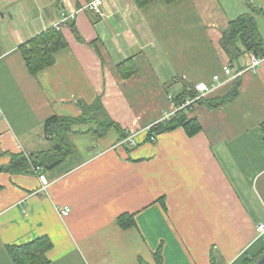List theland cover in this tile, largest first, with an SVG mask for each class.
Returning a JSON list of instances; mask_svg holds the SVG:
<instances>
[{"label":"crops","instance_id":"0c3cea01","mask_svg":"<svg viewBox=\"0 0 264 264\" xmlns=\"http://www.w3.org/2000/svg\"><path fill=\"white\" fill-rule=\"evenodd\" d=\"M0 0V152L45 150L44 121L78 117V103L97 98L121 130L101 138L76 125L65 138L72 154L35 175L0 173V264H13L7 246L47 237V264H242L263 246L264 60L254 71L244 52L230 60L220 47L228 23L248 13L244 0ZM264 40V0H250ZM66 17L82 38L78 42ZM57 28L67 48L32 76L21 54L29 40ZM135 74L122 79L118 65ZM242 71L205 99L221 98L238 82L236 97L217 109L196 104L187 119L200 124L145 142L148 128L172 113L175 99L197 83L222 82V67ZM171 97V99H169ZM0 156V167L8 164ZM39 175L48 187L41 189ZM45 192V193H44ZM64 207L70 209L66 217ZM133 215L135 225L116 220Z\"/></svg>","mask_w":264,"mask_h":264},{"label":"trees","instance_id":"16d2710c","mask_svg":"<svg viewBox=\"0 0 264 264\" xmlns=\"http://www.w3.org/2000/svg\"><path fill=\"white\" fill-rule=\"evenodd\" d=\"M138 8L147 6L157 0H133ZM166 3H174L178 0H164ZM248 13L238 16L228 23L226 30L220 38V47L230 60L238 59L243 53H254L259 57H264V40L259 35L253 15L262 13L260 9L251 4L250 0H244ZM71 32L78 42H83L82 38L73 22H68ZM67 42L60 30L50 28L29 40L21 47V54L28 72L35 76L42 70L54 63V56L59 51L67 48ZM130 61L122 62L118 65V71L122 79H128L135 74V68ZM239 84L235 82L230 93L221 98L202 99L198 104L204 105L208 109H217L233 100L238 94ZM195 91H189L175 99V106L178 107L187 98H193ZM80 115L78 117L52 116L42 125V135L48 144V148L39 152L18 154H7L0 152V156L8 155V164L0 167V173L6 172L11 175H35L39 170L46 171L52 169L63 162L72 154L70 146L65 138L71 134L78 133L73 127L76 125H88L89 133L94 138L105 136L110 130H115L121 138L125 139L126 132L121 130L108 116L100 98L91 104L78 103ZM181 109L176 112L167 122H158L150 127L145 142H151V136H158L172 132L178 128H183L188 137H193L200 132V124L195 120L187 119L186 112ZM152 143V142H151ZM155 143V142H153ZM138 146L135 145L133 147ZM131 147V148H133ZM1 190V186H0ZM121 229H128L135 225L133 215H121L116 220ZM52 244L50 240L43 236L32 242L19 246H7L6 250L13 264H47L45 254L50 250ZM264 253L263 246L251 258H242V264H253L254 261ZM161 249L154 254V264H162ZM140 264H145L140 261ZM213 264V261H212Z\"/></svg>","mask_w":264,"mask_h":264},{"label":"built area","instance_id":"2783aa9c","mask_svg":"<svg viewBox=\"0 0 264 264\" xmlns=\"http://www.w3.org/2000/svg\"><path fill=\"white\" fill-rule=\"evenodd\" d=\"M87 6L90 10L95 11L97 13L101 11L100 2L98 0H94L93 2L89 3V5H87ZM62 18L64 20L63 22H72L74 20V15H70V16L66 17L65 14H62ZM246 58H247L248 64H247L245 70H249L251 72H254L260 66L262 61L264 60V57H259L252 52L246 53ZM243 71L244 70H242V71L233 70V68L230 66V64H225L222 67V72L227 78L225 82H222L218 75H214L212 77L210 83L201 82V83L195 84V86H194L195 96L193 98L185 99L180 104V106H178V107L175 106L172 113L165 114L162 117V119L160 120V122L169 121L173 117V115L176 112L180 111L181 109H186V110L192 109L196 104H198V102L200 100L205 99L218 86H220L223 83H226L228 81L235 80L236 78H239L242 75ZM169 99H171V97H169ZM147 131L148 132L150 131V127L148 128ZM126 135L127 136L125 137L124 141L128 142L130 147L137 145L136 141L134 140L133 135H131L129 132H126ZM150 140L152 143L155 142L156 141L155 136H151ZM39 180L41 182L40 187H41L42 191H45L48 187V184L45 181L43 175H39ZM69 212H70V209L68 207H64L61 211V215L63 217H66L69 214ZM256 234H257L256 239L260 238L264 242V224H260L256 227Z\"/></svg>","mask_w":264,"mask_h":264},{"label":"water","instance_id":"95a60500","mask_svg":"<svg viewBox=\"0 0 264 264\" xmlns=\"http://www.w3.org/2000/svg\"><path fill=\"white\" fill-rule=\"evenodd\" d=\"M253 264H264V253L258 257Z\"/></svg>","mask_w":264,"mask_h":264},{"label":"rangeland","instance_id":"374dc122","mask_svg":"<svg viewBox=\"0 0 264 264\" xmlns=\"http://www.w3.org/2000/svg\"><path fill=\"white\" fill-rule=\"evenodd\" d=\"M93 1H94V0H93ZM93 1H91V2H93ZM91 2H90V3H91ZM87 5H89V4H87ZM155 138H157V136H155ZM155 142H156V141H155Z\"/></svg>","mask_w":264,"mask_h":264}]
</instances>
